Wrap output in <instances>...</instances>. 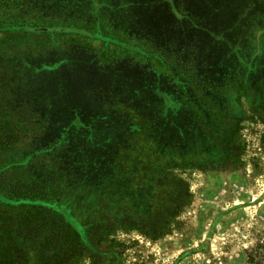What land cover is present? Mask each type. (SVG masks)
I'll return each instance as SVG.
<instances>
[{
	"label": "rangeland",
	"instance_id": "1",
	"mask_svg": "<svg viewBox=\"0 0 264 264\" xmlns=\"http://www.w3.org/2000/svg\"><path fill=\"white\" fill-rule=\"evenodd\" d=\"M183 1L189 11L201 18L203 26L209 27V33H224L219 38L225 56L227 48L231 49V43L237 48L238 54L232 58L236 60L234 57L238 56L235 63L237 69L234 71L238 75L231 77V72L225 76L226 80H233L229 87L223 89L224 98L221 100L227 112L233 114V122L237 123L236 131L231 135L232 142L220 147L230 152L228 160H231L217 158L197 167L190 157L177 167L166 161L159 166L163 170H151L147 177L150 183L142 186V178H135L129 169L134 163H130L128 168L125 163L129 160L126 154L135 151L134 130L145 129L146 121L150 118L149 123L157 126L165 136V144L170 142L182 148V136L185 134L183 123L186 121L187 126H190L188 130L194 128L191 125L194 116L186 109L183 111L171 102L172 106L167 112L166 100L160 99L159 104L151 105L149 94L148 97L133 95L135 101L131 107L129 102L124 105L120 101H113L110 93L121 91V86H116L118 84L113 83L108 76L103 83L104 76L98 69L88 75L82 70V76L86 77L85 84L94 81L79 88L91 90L94 98L87 103L79 102L78 124L73 128L77 129L78 135L68 130L69 136L66 137L67 133L58 132L61 128L70 127L66 125L62 114H67L66 106L73 105L74 98L64 99L54 85L48 86L49 93L56 100L53 114H50V120L45 114L39 117L41 124L36 129L39 119L30 111L29 91L19 92L24 97L22 99L16 91H8L11 86H5L4 91L0 92V129L6 126L14 128L27 138L23 143H16L15 147L0 150V264H50L46 239L47 234H52L54 230L49 229V224L53 222L55 227H59V224L50 218L48 211L39 217L25 215L24 206L19 205L26 202L34 204L35 197L34 191L22 188L37 184L32 183L35 181L33 175H37V182L41 176V183L48 186L49 182H53L60 189L59 192L50 193L48 187H44L40 192L42 201L46 205H55L57 210L66 204L71 206L67 199L73 191L66 192L64 180L59 176L62 174L64 177L67 173L63 172L75 168L71 162L72 155H75L73 161L78 160L80 166L85 165L87 159L96 162L98 173L104 170L103 164L98 167V163L102 158L109 157L112 164L125 168L123 172L120 170L123 181L115 177L114 184L125 182L136 193L144 189V198L150 196L151 199L163 200L165 205L163 203L161 208L162 215L151 219L153 224H143V220L137 217L131 220L123 217L127 212L124 211L122 197L107 194L108 202L104 203L99 199L96 189L84 190L88 195L83 193L84 201H81L80 208L73 207L77 209L76 216L80 215L84 226L89 229L84 232V240L76 246L77 256L71 264H264V90L259 91L258 87L264 80V0ZM159 5L144 3L141 7H154L156 11ZM218 9H221V13ZM213 12H216L215 18ZM139 20V28L149 29L147 18L141 17ZM156 35L165 37L166 33L161 31ZM28 38L33 37H26L27 41L20 45L21 48L29 47ZM87 41L95 50L103 47L99 40ZM209 41L207 36L206 42ZM202 42H205L204 39L196 40L194 47L201 49L204 46ZM105 50L115 53L111 61L107 62L110 67L103 74L114 70L117 72L115 79L129 78L128 81L135 86L134 78L143 72L122 61L125 56L121 55V47L110 46ZM12 52L0 53V70L5 66L2 71L4 78L11 77V73L15 75L11 68H6L12 61ZM195 54L201 58L200 51H195ZM80 70H75L74 75H78ZM125 91L129 94V87L125 86ZM6 96H9L8 100ZM109 97V101L105 102ZM38 107L42 112L47 110L45 104L40 103ZM165 113H170V119L174 121L168 133L164 131L168 128L162 130L157 125L161 124ZM170 134L171 138L168 136ZM56 137L62 141H57L61 143L52 158L46 155L45 148L55 143ZM130 143L133 144L129 146ZM1 144H4L2 133ZM238 149L241 161L234 160ZM34 151H37L36 156L25 164L24 170L31 171L27 179L30 181L26 182L20 178L22 172L16 163ZM221 160L225 161L226 170ZM4 163L14 167L4 168L5 165H1ZM84 167H81V171ZM10 175L15 176L16 180L10 182ZM87 183L96 184L97 181L87 179ZM155 184H162V187ZM169 200H172L170 206L167 204ZM109 202L118 205L111 208ZM45 208L49 209L43 206L44 211ZM53 264H56V260Z\"/></svg>",
	"mask_w": 264,
	"mask_h": 264
},
{
	"label": "trees",
	"instance_id": "2",
	"mask_svg": "<svg viewBox=\"0 0 264 264\" xmlns=\"http://www.w3.org/2000/svg\"><path fill=\"white\" fill-rule=\"evenodd\" d=\"M183 2V0H0V53L13 51L10 53L12 61L6 68H11L12 72H15L14 76L11 73V77L4 78L2 71L5 66H3L2 71L0 70V92L4 91L5 86H11L8 91L11 93L16 91L17 96L21 90V92L28 90L30 111L39 119L36 127L38 129L41 124L39 117L45 114L50 120V114H53L52 109L56 100L49 93L48 86L53 87L54 85L64 99L74 98L73 105L66 106L67 114H62L66 125L70 127L61 128L58 133H67L66 131L71 130L73 135H78L77 129L73 128L78 124L79 102L87 103L88 100L94 98L91 90L79 88L80 85L85 86L94 81L90 80L85 84L86 77L82 76L81 71L83 70V73L88 75L98 69L104 76L103 83L108 76L113 83L118 84L116 86H121V91L110 93L109 96L113 101H120L124 105L129 102L128 105L131 107L132 102L135 101L133 95L140 94L148 97L149 94L151 105L159 104L160 99L166 100L167 112L172 106L171 102H174L183 111L186 109V112L194 116L192 122L190 120L191 125L195 126L201 122L209 123L211 129L209 139L216 144L212 150L219 148L217 144L224 146L227 142L231 143V135L233 131H236L237 123L233 122L231 119L233 114L227 112L221 100L224 98L223 89L229 87L233 80H226L225 76L230 75L228 73L231 72V77L238 75L234 73L237 69L235 63L238 56L235 55L236 60L232 58L234 54H238L237 48H234L230 42L231 49L227 48L225 56L223 44L219 38L223 37L224 33L222 35L209 33V27L203 26L201 18L189 11ZM144 3L160 5L155 11L154 7H141ZM218 11L221 13V9ZM215 13L213 12V18L216 17ZM141 17L148 19L149 29H141L137 26V23L141 22L139 20ZM161 31L166 33L165 37H157V32L161 33ZM29 36L33 37L28 38L29 47L27 45L21 48L20 45L27 41L26 37ZM200 36L201 39H199ZM207 36L210 38L209 42H206ZM203 39L205 42L201 44L204 46L199 50L196 49L194 47L196 40ZM87 40H99L103 46L102 49L95 50L90 47ZM188 41L190 43L185 45ZM110 46L121 47L123 50L121 55L125 56L122 61L131 68L143 72L134 78L135 86L128 81L129 78L115 79L117 72L114 70H108L103 74V71L110 67V63L107 62L111 61L115 53L112 51L111 54L105 50ZM195 51L201 52V58L196 56ZM79 68L81 70L78 75H74V71ZM239 76L242 77L241 73ZM261 84L258 86L259 91L264 90V80ZM125 86L129 87V94L126 93ZM20 93L19 96L23 99ZM0 97H2L1 94ZM110 97L106 98L105 102H108ZM6 98L8 100L9 96ZM40 103L45 104L47 110L42 112L38 107ZM162 117L161 124L157 125L162 130L168 128L164 130L168 133L174 121L170 119L172 118L170 113H165ZM149 120L146 121L145 129L134 130L135 151L126 154L129 160L125 162L127 168L130 163H134L129 168L133 173L140 171L137 176L136 173L134 174L135 177L142 178L140 182L142 186L150 183V178L147 177L152 169L163 170V167L159 166L170 161V148H173L172 143L165 144V136L157 126L149 123ZM3 122L7 124L6 121ZM187 125L186 121L182 125V127L185 126L183 130L185 134L182 136L184 146L178 148L177 145V150L182 153L187 147L186 136L189 132L188 127H190ZM6 128L0 129L4 137V144L0 145L2 151L15 147L16 143H23L27 138L20 134V130L7 126ZM68 136L67 133L66 137ZM168 136L171 138V134ZM55 140V143H50L49 147L45 148L46 155L52 158L54 151L61 143L57 141H62L58 137ZM132 144L130 143L129 146ZM36 152L26 154L18 163L15 162L17 166H20L19 171L22 172L20 178L26 182L30 181L27 179L30 178L31 171L24 170L26 169L25 164L30 158L36 156ZM185 155L184 160L191 157ZM74 158L75 155H72L71 162L75 168L63 172L69 177L67 175L63 177L62 174L59 176L64 180L66 192L73 191L67 199L71 206L66 204L57 210L55 205H46L40 197L43 188L48 187L50 193L59 192L60 189L53 182H49L48 186L41 183L40 178L43 179L41 176L38 182L37 175L32 176L35 180L32 183L36 182V185L29 184L21 187L34 191L33 196L35 197L34 204L26 202L27 204L19 205L24 206L25 215L39 217L48 211L50 218L52 217L59 224V227H55L53 222L49 224V229L54 230L52 234H47L46 239L50 264H53L55 260L56 264H71L77 256L76 246L84 240V232L89 227L84 226L85 223L80 215L76 216L78 212L73 206L80 208L81 201H84L82 200L83 193L88 195L84 190L96 189L99 199L106 201L109 185L114 184L115 177L122 180L120 173L125 169L123 166L118 168L115 163H111L109 157H104L98 163V167H100L99 164H103L104 170L98 173L96 162L93 163L87 159L86 164L80 166L78 160L73 161ZM1 165H5L3 167L8 169L14 167V165L6 166L8 164L5 163ZM81 167L85 169L81 171ZM87 179L97 181V183L88 185ZM8 180L15 181L16 177L10 175ZM112 180L114 181L111 182ZM156 185L162 187V184ZM118 187L122 188V183ZM115 194L113 195L117 196ZM6 205L11 206L10 203ZM43 206L49 209L45 208L44 211Z\"/></svg>",
	"mask_w": 264,
	"mask_h": 264
},
{
	"label": "flooded vegetation",
	"instance_id": "3",
	"mask_svg": "<svg viewBox=\"0 0 264 264\" xmlns=\"http://www.w3.org/2000/svg\"><path fill=\"white\" fill-rule=\"evenodd\" d=\"M211 131L209 123L206 122H201L195 124L193 129H189L188 135L186 136L187 140V147L186 150H184V153L181 151L177 150V145L173 144V148H170V162L171 165L177 167L179 166L182 162H184V155L191 156L190 160L193 161L192 163L196 162L194 165L197 166H202L206 162L210 161H215L218 159H227L228 156H230L229 151H225V149H221L220 144L218 145V149L212 150L216 144L209 139V132ZM201 135V136H200ZM160 154H163L160 152ZM168 155V156H169ZM239 157V158H238ZM241 161V155H240V149L236 151V156L234 160H239ZM197 160V161H194ZM231 158L228 160L230 161ZM220 163L223 166V169H225V161L221 160ZM191 165V163L189 164ZM209 165V164H208ZM241 167V162H239L238 168ZM140 171L134 172L137 174ZM135 177V174H134ZM136 178V177H135ZM134 182V180H133ZM121 186V184H112L109 185V193L113 195H117V197H122L123 202L122 205L124 206V211L127 212L124 214V218L126 220L128 219H133L135 217L142 219L143 224L145 223H152L151 219H154L155 217H159L162 215L161 208L162 206L165 205L163 200H158L155 198L151 199L150 196L148 198L145 197V190L141 189L137 193L132 190L133 188H130V185H125V182L122 184V188L118 187ZM172 200H169L167 204L169 206L172 204ZM108 201H106L107 203ZM105 203V202H104ZM164 203V205H163ZM110 207H114L117 204H114L112 202H109ZM96 225V224H95Z\"/></svg>",
	"mask_w": 264,
	"mask_h": 264
}]
</instances>
